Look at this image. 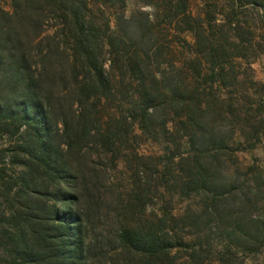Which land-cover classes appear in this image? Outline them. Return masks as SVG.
<instances>
[{
    "label": "trees",
    "instance_id": "16d2710c",
    "mask_svg": "<svg viewBox=\"0 0 264 264\" xmlns=\"http://www.w3.org/2000/svg\"><path fill=\"white\" fill-rule=\"evenodd\" d=\"M1 1L0 264H235L264 247L263 178L237 158L264 137L248 77L264 0Z\"/></svg>",
    "mask_w": 264,
    "mask_h": 264
},
{
    "label": "rangeland",
    "instance_id": "374dc122",
    "mask_svg": "<svg viewBox=\"0 0 264 264\" xmlns=\"http://www.w3.org/2000/svg\"><path fill=\"white\" fill-rule=\"evenodd\" d=\"M134 6H135V2L130 1L127 12L131 11ZM0 7L7 8V4L4 1L0 0ZM192 8L194 9V11L198 10V5L196 1H193ZM248 77L252 79L253 81L257 82L258 84L264 85V56H261L254 64L251 65V71H249ZM257 90L259 92L257 94V100L264 101V91L262 90V87L258 86ZM158 148L159 147L155 144L147 143L141 147L140 152L144 154H151V155L159 154ZM237 158H238V164L242 166L243 168H246L247 166H254L255 170H258V173L263 178L262 181L261 180L260 181L258 180V181L262 185L263 192H264V137L262 138L261 142L257 144V146L253 150L242 152V153L240 152L237 154ZM229 174L233 176L236 175V176L242 177L244 176V170H240L236 172L230 171ZM118 177L121 178V174H118ZM249 186L253 187L254 185L253 183H251ZM188 202L192 209L199 210L202 207V203L200 202L199 199H193ZM176 205L178 209H181L183 208V206H185L183 205V203L179 201L176 202ZM176 205H175V208H176ZM105 217L106 218L104 219H107V220H105L106 223H104L105 227L103 228L111 229V226L113 224V222H111L113 219V216H110L107 218V215H106ZM253 218H255L257 221H260L261 223H264V210L258 214H255ZM210 236H211L210 239L206 240V242L208 241V244H206V247L210 244L211 246H215L218 248L221 245V242L225 241L224 238H222L220 234H217V231L215 232L212 231ZM236 258H237V261L235 264H263L264 263V247H261L260 249H258L256 255H251L250 257H247L246 255L244 257L241 254H237ZM210 264H216V263L214 261H211Z\"/></svg>",
    "mask_w": 264,
    "mask_h": 264
}]
</instances>
